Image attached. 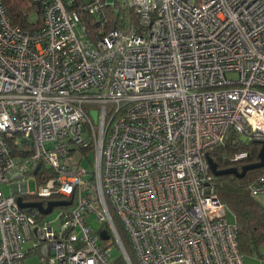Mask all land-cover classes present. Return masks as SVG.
Instances as JSON below:
<instances>
[{
    "label": "built area",
    "instance_id": "built-area-1",
    "mask_svg": "<svg viewBox=\"0 0 264 264\" xmlns=\"http://www.w3.org/2000/svg\"><path fill=\"white\" fill-rule=\"evenodd\" d=\"M39 3L31 31L0 0V264H132L117 223L137 264H244L206 155L229 131L264 142V0H123L129 22L106 33L75 0ZM17 195L66 205L46 221Z\"/></svg>",
    "mask_w": 264,
    "mask_h": 264
},
{
    "label": "trees",
    "instance_id": "trees-1",
    "mask_svg": "<svg viewBox=\"0 0 264 264\" xmlns=\"http://www.w3.org/2000/svg\"><path fill=\"white\" fill-rule=\"evenodd\" d=\"M11 20L23 29L36 31L41 28L42 10L39 0H2ZM91 1V0H89ZM87 0H75L76 9L82 13V18L87 23L90 30H100L108 32L117 24L114 21V11L110 7H105L99 23L103 22V27L98 26L96 17H88L83 14ZM111 10V11H110ZM36 15V22H31V17ZM112 25V26H111ZM261 145L258 142H244L235 136L231 131L224 141V144L217 146L211 153L210 158L217 165L218 170L236 168L241 171L243 166L256 164ZM246 153L247 158L234 163L232 158L236 154ZM264 174V168L249 171L243 179L233 176H222L215 178L216 193L220 202L225 206L235 218L237 228V243L241 254L255 252L264 245V207L247 191V185L257 177ZM124 243V241H123ZM125 245V244H124ZM132 264H137L131 249L125 245ZM29 255L26 256V258ZM260 257H264L259 255ZM115 264H122L121 261Z\"/></svg>",
    "mask_w": 264,
    "mask_h": 264
},
{
    "label": "rangeland",
    "instance_id": "rangeland-1",
    "mask_svg": "<svg viewBox=\"0 0 264 264\" xmlns=\"http://www.w3.org/2000/svg\"><path fill=\"white\" fill-rule=\"evenodd\" d=\"M87 1H89V0H87ZM104 1H105L106 4L110 5V8L113 9V11H114V21L117 23V25H119V26L127 25V23L129 22L130 12L128 10H126V9L121 8V7H123V0H104ZM31 22H36V15H33L31 17ZM115 26H116V24L113 25V27H115ZM230 78H233V77L230 76ZM93 162H94V156H93L92 153H90L88 155V160H83L81 165H80L81 168L85 169L89 173L87 178L90 177V173L92 172L91 164ZM1 189H2V191L4 192V194L6 196L11 195V186L2 185ZM27 190H28V192L30 194H33V193L36 192L37 188H36V185H35V180L33 178L29 179L28 184H27ZM261 195H264V194H261ZM261 195L256 196V198L261 196ZM16 198H17V203H18L19 206L20 205L33 204L31 202L23 201V199H22V197L20 195H17ZM57 211H58L57 209L53 210V212L51 214H49V215H47L45 217V220L46 221H51V222L55 221L57 219V216H58ZM226 217H227V221L230 224H235V218L230 212H227ZM91 220H92V218H91ZM91 223H92V228L95 231H98L100 229L98 224H96L93 221H91ZM53 227L59 228V223L53 224ZM117 227H118V231L120 233V236H121L122 240L124 241V244L126 245V247H128V249H131V244H130L129 237L123 231V228L120 226L119 223H117ZM109 244H110V247H111V257L114 260H119L120 259V252H119L118 248L116 247V245H111V242ZM258 253H259V255L264 256V245H262V246H260L258 248ZM259 255H257L255 252H253V253H245L244 254V264H264V257H260ZM27 262H33V264H43V262H42V260L40 259L39 256L29 258L27 260Z\"/></svg>",
    "mask_w": 264,
    "mask_h": 264
},
{
    "label": "water",
    "instance_id": "water-1",
    "mask_svg": "<svg viewBox=\"0 0 264 264\" xmlns=\"http://www.w3.org/2000/svg\"><path fill=\"white\" fill-rule=\"evenodd\" d=\"M90 115L93 118V121L96 122L97 120V113L95 111L90 112ZM261 145V150L258 154V162L256 164H251V165H246L243 166L241 171H238L236 168H230L226 170H218L217 165L213 162V160L210 158V156L206 155V159L208 161L211 173L215 178H219L222 176H233L237 179H243L247 172L249 171H254V170H260L264 168V142H258ZM66 203L64 202H51L48 204V207L46 209L42 208V205L39 203H33V204H28V205H20L21 207H30V208H37L39 211H41L45 215H49L53 208L59 207V206H65ZM100 236L103 239H107L108 236L106 235L105 232L100 233Z\"/></svg>",
    "mask_w": 264,
    "mask_h": 264
},
{
    "label": "crops",
    "instance_id": "crops-1",
    "mask_svg": "<svg viewBox=\"0 0 264 264\" xmlns=\"http://www.w3.org/2000/svg\"><path fill=\"white\" fill-rule=\"evenodd\" d=\"M258 198V199H257ZM257 198H255L256 199V201L262 206V207H264V195H261V196H259V197H257ZM25 250L28 252L29 251V249H30V245L27 243V244H25ZM32 257H36L35 255H32V254H29V256L25 259V261L23 262V264H33V262H27V260L29 259V258H32Z\"/></svg>",
    "mask_w": 264,
    "mask_h": 264
}]
</instances>
